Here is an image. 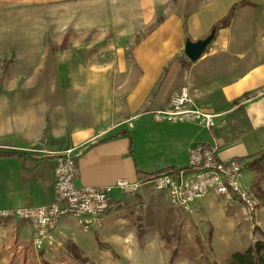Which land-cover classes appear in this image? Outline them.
Segmentation results:
<instances>
[{
  "label": "crops",
  "instance_id": "obj_1",
  "mask_svg": "<svg viewBox=\"0 0 264 264\" xmlns=\"http://www.w3.org/2000/svg\"><path fill=\"white\" fill-rule=\"evenodd\" d=\"M72 1L94 0H0V10ZM99 2L108 5L104 16L105 9L99 12L108 24L84 13L88 25L75 26L85 38L92 36L88 41L0 48L53 50L41 58L54 59L58 69L0 75V151L17 153L0 157V208L49 203L56 157L70 148L81 153L76 183L105 186L186 167L195 144L216 142L224 159L244 158L243 181L258 200L264 232V176L251 157L264 148V0ZM228 15L230 21L218 25ZM214 27L216 35L199 59H178L188 36L203 38ZM182 73L192 106L220 114L215 126L153 117L154 109L169 106ZM37 83H57L60 89L38 90ZM121 130L130 132L134 155L129 135L112 138ZM125 195L115 190L111 206Z\"/></svg>",
  "mask_w": 264,
  "mask_h": 264
},
{
  "label": "rangeland",
  "instance_id": "obj_2",
  "mask_svg": "<svg viewBox=\"0 0 264 264\" xmlns=\"http://www.w3.org/2000/svg\"><path fill=\"white\" fill-rule=\"evenodd\" d=\"M107 6L94 0L1 9L0 48L31 43L60 48L88 41L92 36L85 38L76 24L87 26L88 17H82L87 13L106 26L109 20L100 19L99 12L105 9L104 16ZM243 37L248 35L240 39ZM182 46L178 59L189 60L185 44ZM52 51L37 46L34 51L0 50V75L57 74L56 61L41 58ZM32 53L34 59L29 57ZM184 76L180 74L178 86L174 84L176 91L187 85ZM35 87L50 91L60 89V84L37 83ZM210 194L200 198L192 210L183 211L172 206L165 191L146 185L114 201L90 224L75 217L64 218L43 248L33 246L34 232L28 221L0 219V264H226L234 252L264 239V232L258 213L250 214L243 206L230 205L219 195ZM70 242H75L87 259L77 258Z\"/></svg>",
  "mask_w": 264,
  "mask_h": 264
},
{
  "label": "built area",
  "instance_id": "obj_3",
  "mask_svg": "<svg viewBox=\"0 0 264 264\" xmlns=\"http://www.w3.org/2000/svg\"><path fill=\"white\" fill-rule=\"evenodd\" d=\"M158 120L195 122L211 128L217 124L215 114L192 106L187 85L175 91L168 107L152 111ZM80 151L70 148L56 157L54 167L55 191L53 199L39 206L1 207L0 219L18 218L31 223L33 246L43 248L51 241L61 221L75 217L90 224L112 206V193L137 191L148 184L165 191L172 206L183 211L192 210L196 202L207 194L215 193L230 205H242L250 214H256L258 200L244 184L245 163L238 158L224 159L216 142L197 143L190 150L186 167H170L135 181L120 178L105 186H80L76 183Z\"/></svg>",
  "mask_w": 264,
  "mask_h": 264
},
{
  "label": "trees",
  "instance_id": "obj_4",
  "mask_svg": "<svg viewBox=\"0 0 264 264\" xmlns=\"http://www.w3.org/2000/svg\"><path fill=\"white\" fill-rule=\"evenodd\" d=\"M229 21H230V15H228L226 18H223L219 22L218 25H226ZM122 135H129L130 136V138H131L130 152L132 155H134L133 138H132L129 131L121 130L116 135L112 136V138L119 137ZM12 155H17V153L0 151V157L12 156ZM251 157H254V159H255L254 164H259V167L256 168V170L258 171V173H260V175H261L260 177L264 176V164L262 162L264 160V148L261 151L255 153V154H252ZM238 159L241 161L244 160V158H238ZM136 165H137L139 174L143 175L144 173L141 171L139 164L136 163ZM146 175H148V174H146ZM256 186H258V184H256ZM262 195H264V194L262 193ZM69 247H70V250L72 251V253L77 258L87 259L86 257L84 258L83 251L75 242H70ZM45 264H49V263L45 262ZM213 264H218V263L214 262ZM226 264H264V239H258L255 243L249 245L244 250L234 252L230 256V258L227 260Z\"/></svg>",
  "mask_w": 264,
  "mask_h": 264
},
{
  "label": "water",
  "instance_id": "obj_5",
  "mask_svg": "<svg viewBox=\"0 0 264 264\" xmlns=\"http://www.w3.org/2000/svg\"><path fill=\"white\" fill-rule=\"evenodd\" d=\"M216 35V28H212L211 32L199 39H192L191 37H187L185 41V53L189 57L190 60L196 61L201 57V55L205 52L209 44L212 42Z\"/></svg>",
  "mask_w": 264,
  "mask_h": 264
}]
</instances>
